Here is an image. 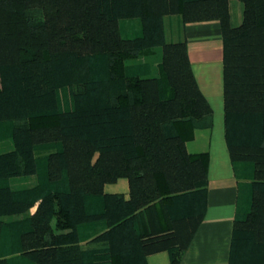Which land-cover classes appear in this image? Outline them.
<instances>
[{"label": "trees", "instance_id": "16d2710c", "mask_svg": "<svg viewBox=\"0 0 264 264\" xmlns=\"http://www.w3.org/2000/svg\"><path fill=\"white\" fill-rule=\"evenodd\" d=\"M241 1L232 26L228 0H0V264H148L163 249L180 263L209 161L186 142L212 110L185 43L165 38L170 13L221 25L226 143L252 167L228 264H264V0ZM132 18L140 32L122 35ZM159 47L162 76L142 77ZM28 174L33 187H10ZM122 177L127 196L104 190Z\"/></svg>", "mask_w": 264, "mask_h": 264}, {"label": "crops", "instance_id": "0c3cea01", "mask_svg": "<svg viewBox=\"0 0 264 264\" xmlns=\"http://www.w3.org/2000/svg\"><path fill=\"white\" fill-rule=\"evenodd\" d=\"M228 14L230 24L239 25L243 18L242 1L228 0ZM169 19L164 17L165 35L169 40L185 43L198 88L212 110L210 122L196 127L194 136L186 142L190 153L208 152L209 161L204 214L182 252L179 264H228L234 221L249 208L252 167L248 162L234 163L226 143L222 28L218 19L185 23L180 15L173 21ZM105 191L127 196L128 182L120 179ZM36 206H32L28 214L34 213ZM90 230L88 224L79 230L80 249L86 252L99 246L90 241ZM146 260L148 264H169L170 256L163 249L148 254Z\"/></svg>", "mask_w": 264, "mask_h": 264}, {"label": "rangeland", "instance_id": "374dc122", "mask_svg": "<svg viewBox=\"0 0 264 264\" xmlns=\"http://www.w3.org/2000/svg\"><path fill=\"white\" fill-rule=\"evenodd\" d=\"M178 14L177 13H170L167 16V18H170L169 20H172L173 21V18H175V16H177ZM166 23H168V20L165 21ZM141 28H140V22L138 19L136 18H132V19H127V20H120V31L122 33V35H127V36H131L137 32H140ZM165 38L166 40L168 39V37H166L165 35ZM167 41H172L174 42L173 40H167ZM155 54H154V59H152V66L147 63L149 67V73L148 75H143L142 77H160L162 76V48L159 47V48H156L155 50ZM143 62V61H142ZM62 101L63 103H66V97L65 95H62ZM5 143V142H4ZM3 144L0 143V145ZM7 144V143H6ZM4 150V148H0V151ZM40 154V153H39ZM95 158V157H94ZM241 163H246L244 161H241ZM120 179H125L127 180L126 178L122 177V178H119L118 180ZM117 180V181H118ZM10 187L14 190H20V189H25V188H31L33 187L35 184H37L38 182V176L36 174H28V175H17V176H12V177H9L7 179ZM117 181L115 182H107L103 185L104 187V190L105 188H107L109 185L111 184H115ZM128 182V181H127ZM119 190H123V189H119ZM30 209H28V211L26 212L27 214L29 213ZM19 216H16V217H13V218H17ZM6 219H8L6 217ZM9 220V219H8Z\"/></svg>", "mask_w": 264, "mask_h": 264}]
</instances>
